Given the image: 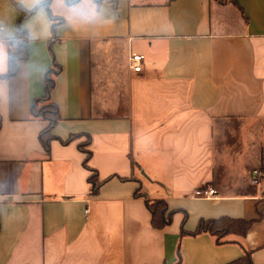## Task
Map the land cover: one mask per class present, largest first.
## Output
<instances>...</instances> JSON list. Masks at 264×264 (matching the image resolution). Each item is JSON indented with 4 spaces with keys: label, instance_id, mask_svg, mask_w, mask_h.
<instances>
[{
    "label": "crops",
    "instance_id": "1",
    "mask_svg": "<svg viewBox=\"0 0 264 264\" xmlns=\"http://www.w3.org/2000/svg\"><path fill=\"white\" fill-rule=\"evenodd\" d=\"M43 1L0 0V74L16 5ZM169 1L51 0L64 22L49 157L48 124L30 111L52 65L51 18L23 23L29 58L0 79V264H228L246 252L264 264V179L250 183L264 169L252 163L264 152V0ZM88 136L89 166L110 178L97 196L79 148ZM205 185L218 197H193ZM147 199L166 201L169 225L152 226ZM223 216L251 222L246 236L182 234Z\"/></svg>",
    "mask_w": 264,
    "mask_h": 264
},
{
    "label": "trees",
    "instance_id": "2",
    "mask_svg": "<svg viewBox=\"0 0 264 264\" xmlns=\"http://www.w3.org/2000/svg\"><path fill=\"white\" fill-rule=\"evenodd\" d=\"M170 0L169 2H172ZM222 1V0H218ZM76 2V1H74ZM235 2V1H234ZM51 0H45L37 4L32 9L17 4V10L20 14L16 23L15 36L5 42L8 54V71L5 74H0V79H10L19 71V63L27 61L29 58V35L23 26V23L41 9H46L51 18V39L48 43L50 55L52 57V65L44 75V94L43 96L34 99L31 104V118L47 122V127L39 134V141L45 150L46 155H51V144L57 140L53 131L61 121V115L58 106L52 101V93L55 89L56 78L61 74L62 67L59 65L54 54V45L58 41L56 29L60 26L64 19L53 15L50 11ZM81 135H71L69 139L63 141L64 144L79 139ZM91 138L87 137L86 142L79 144L80 150L86 155L84 167L89 170L90 176L88 183L91 187L90 195L97 196L100 189L110 180V178L101 180L97 170L89 166V161L92 157V152L87 149L90 146ZM147 207L152 216V226L156 229H162L171 223L174 211L169 209L165 200H146ZM251 222L242 219L223 216L218 219H201L194 231H187L182 227V234L187 236H198L201 234H210L216 238V243L221 245L226 242L225 238L231 235L245 237L250 229ZM228 264H253L250 252H246L242 257Z\"/></svg>",
    "mask_w": 264,
    "mask_h": 264
},
{
    "label": "built area",
    "instance_id": "3",
    "mask_svg": "<svg viewBox=\"0 0 264 264\" xmlns=\"http://www.w3.org/2000/svg\"><path fill=\"white\" fill-rule=\"evenodd\" d=\"M145 60V56L141 54H133L131 56V68L135 72H141L142 71V65ZM264 179V169H255L251 173V180L250 183L252 185H259L261 181ZM193 197L197 199H203V200H211L218 197V192L216 189H214L211 186L205 185L198 189H196L193 192Z\"/></svg>",
    "mask_w": 264,
    "mask_h": 264
},
{
    "label": "rangeland",
    "instance_id": "4",
    "mask_svg": "<svg viewBox=\"0 0 264 264\" xmlns=\"http://www.w3.org/2000/svg\"><path fill=\"white\" fill-rule=\"evenodd\" d=\"M229 136L231 137V136H233V135H229ZM230 137H229V138H230ZM257 158H259V162H258V161H257V162H254V161H253L252 163H256V164L259 163L260 166H264V152L261 153L260 155L258 154V155H257ZM239 164L241 165L242 163L240 162ZM236 166H237V165H236ZM241 166H242V165H241ZM236 168H237V167H236ZM261 182H262V181H261Z\"/></svg>",
    "mask_w": 264,
    "mask_h": 264
}]
</instances>
